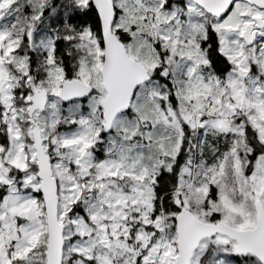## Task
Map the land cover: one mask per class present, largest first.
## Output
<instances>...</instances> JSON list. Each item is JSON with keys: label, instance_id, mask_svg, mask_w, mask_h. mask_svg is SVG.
I'll use <instances>...</instances> for the list:
<instances>
[{"label": "snow or ice", "instance_id": "obj_1", "mask_svg": "<svg viewBox=\"0 0 264 264\" xmlns=\"http://www.w3.org/2000/svg\"><path fill=\"white\" fill-rule=\"evenodd\" d=\"M0 264H264V0H0Z\"/></svg>", "mask_w": 264, "mask_h": 264}]
</instances>
